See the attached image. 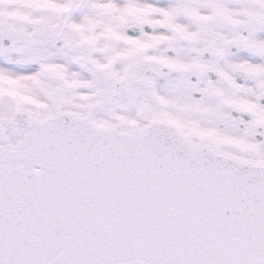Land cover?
I'll list each match as a JSON object with an SVG mask.
<instances>
[{"label":"snow or ice","instance_id":"1","mask_svg":"<svg viewBox=\"0 0 264 264\" xmlns=\"http://www.w3.org/2000/svg\"><path fill=\"white\" fill-rule=\"evenodd\" d=\"M0 264H264V0H0Z\"/></svg>","mask_w":264,"mask_h":264}]
</instances>
